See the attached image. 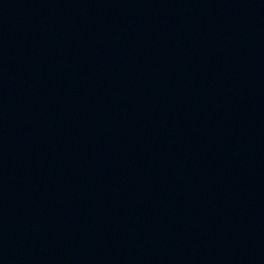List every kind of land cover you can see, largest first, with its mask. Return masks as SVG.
Returning a JSON list of instances; mask_svg holds the SVG:
<instances>
[{
  "label": "water",
  "instance_id": "water-1",
  "mask_svg": "<svg viewBox=\"0 0 264 264\" xmlns=\"http://www.w3.org/2000/svg\"><path fill=\"white\" fill-rule=\"evenodd\" d=\"M0 264H264V0H0Z\"/></svg>",
  "mask_w": 264,
  "mask_h": 264
}]
</instances>
